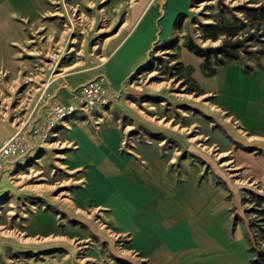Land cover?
<instances>
[{"label": "rangeland", "instance_id": "rangeland-1", "mask_svg": "<svg viewBox=\"0 0 264 264\" xmlns=\"http://www.w3.org/2000/svg\"><path fill=\"white\" fill-rule=\"evenodd\" d=\"M182 1L184 16L175 14L166 37L161 27L168 21L169 0H43L32 18L7 20V28L17 25L22 36H7L0 50V140L16 133L30 136L51 103L99 74L108 76L121 46L151 8L158 12V30L145 63L110 91L105 105L53 127L55 135L42 144L32 141L26 155L12 160L0 185V264H148L128 247L131 236L113 227L106 209L77 205L74 193L85 188L87 169L71 164L77 150L74 129L96 137L117 128L122 153L159 155L180 176L198 167L199 181L210 180L226 189L232 202L237 199L233 221L245 224L248 250L264 248L258 228L264 201L257 205L255 198L264 197V185L252 183L248 171L233 169L230 162L250 149L253 161L259 160L261 152L237 142L233 135L239 127L201 92L187 69L188 62L199 68L204 59L185 47L193 41L207 51L212 66L226 60L218 48L228 45L243 66L264 68V6ZM214 21L241 30L233 37L204 39L202 25ZM40 213L54 217V232L31 229Z\"/></svg>", "mask_w": 264, "mask_h": 264}, {"label": "crops", "instance_id": "crops-1", "mask_svg": "<svg viewBox=\"0 0 264 264\" xmlns=\"http://www.w3.org/2000/svg\"><path fill=\"white\" fill-rule=\"evenodd\" d=\"M243 1L264 6V0ZM42 2L0 0V50L7 36L16 40L22 36L17 25L10 23L7 28V20L15 15L32 18L42 9ZM186 6L182 0H169L162 37L167 36L175 14L183 13ZM157 14L156 9L148 10L121 46L120 57L111 63L105 76L106 97L145 63L157 35ZM201 64L198 62L197 68L187 63L195 68L191 74L204 95H211L214 106L239 127L236 135L230 134L237 136V142L261 152V159L254 161L251 149L241 153L239 159L230 160L233 169L244 168L252 183L260 181L264 185V68L245 73L243 64L234 59L205 76ZM74 91L59 101L72 102ZM83 114L75 113L67 123ZM72 134L77 150L72 153L71 164L75 169H87L85 188L74 193L77 205L106 209L113 227L131 236L128 247L148 264H252L245 224L233 221L232 208L237 199L232 202L228 191L210 180L199 181L198 167L180 176L159 155L122 153L117 128L101 130L96 137L80 129ZM253 162L260 165L253 166ZM31 225L34 232L56 230V221L48 213L35 216Z\"/></svg>", "mask_w": 264, "mask_h": 264}, {"label": "built area", "instance_id": "built-area-1", "mask_svg": "<svg viewBox=\"0 0 264 264\" xmlns=\"http://www.w3.org/2000/svg\"><path fill=\"white\" fill-rule=\"evenodd\" d=\"M72 102L54 101L46 112L44 121L35 129H30V136L16 133L6 138L0 145V179L13 159L26 155L32 148V141L42 144L47 136H53V127L67 126L68 119L77 112L84 114L107 103L106 77L99 74L79 86L71 95Z\"/></svg>", "mask_w": 264, "mask_h": 264}, {"label": "trees", "instance_id": "trees-1", "mask_svg": "<svg viewBox=\"0 0 264 264\" xmlns=\"http://www.w3.org/2000/svg\"><path fill=\"white\" fill-rule=\"evenodd\" d=\"M248 10L250 12V11H255L256 9H248ZM246 14H247V16L250 15L249 13H246ZM183 16H184V13H179L177 15L176 19H179ZM201 30H202V34H203L204 39H209V38L210 39H216L220 35L233 37V36L237 35V33L241 30V27L231 28L228 25H226L225 23L222 24L221 21H214L213 23L202 25ZM226 46H228V45H226ZM226 46L223 45L221 48H218V51H221V53L223 54V56L226 60L225 61H217V62H215V64L210 66V64L208 63V58H207V54H206L207 51H204L202 48L195 45L193 43V41H189V42L185 43V47L190 52H192L193 54H195L199 57H202L204 59L200 68H201L202 73L205 76L213 75L217 66L226 64L229 61L237 59L234 57V55L232 53H229L230 47H226ZM212 52L216 53L215 50H212ZM187 69L190 71V73H192V71H193L192 67H187ZM252 71H254V70H251L248 66H244V72L245 73H251ZM201 92H202V90H201ZM255 198L257 199V202H256L257 205H260L264 201V197H262V196L255 195ZM258 213L261 215V220H260V225H259L260 227H258V228L260 231L261 238L264 239V208H259ZM247 242L249 243V239H247ZM249 250L252 253L251 260H250L252 264H264V248L261 250H258V251H255L252 248H250Z\"/></svg>", "mask_w": 264, "mask_h": 264}, {"label": "bare ground", "instance_id": "bare-ground-1", "mask_svg": "<svg viewBox=\"0 0 264 264\" xmlns=\"http://www.w3.org/2000/svg\"><path fill=\"white\" fill-rule=\"evenodd\" d=\"M106 92H107V90H106Z\"/></svg>", "mask_w": 264, "mask_h": 264}]
</instances>
